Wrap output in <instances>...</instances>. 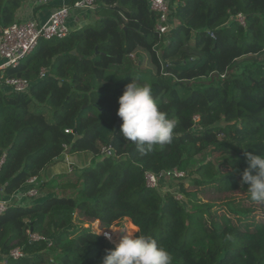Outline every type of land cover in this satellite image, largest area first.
<instances>
[{
  "label": "trees",
  "instance_id": "16d2710c",
  "mask_svg": "<svg viewBox=\"0 0 264 264\" xmlns=\"http://www.w3.org/2000/svg\"><path fill=\"white\" fill-rule=\"evenodd\" d=\"M27 1L0 0V33ZM168 1L166 34L149 0H96L93 23L40 40L3 72L32 86L20 93L0 84V195L13 196L32 177L53 194L0 215V264H102L123 236L111 228L127 219L137 235L164 246L172 264H264V202L241 186L245 152L264 156V0ZM142 53L151 69L134 61ZM133 79L151 84L160 110L177 119L171 144L138 148L122 136L117 101ZM83 153L91 165L43 182L65 155ZM214 153L220 166L207 162ZM175 169L191 170L203 192L226 194L227 213L183 184L160 191L179 179L148 187V172ZM97 221L115 244L93 230ZM15 249L23 257L14 259Z\"/></svg>",
  "mask_w": 264,
  "mask_h": 264
},
{
  "label": "clouds",
  "instance_id": "9594fccd",
  "mask_svg": "<svg viewBox=\"0 0 264 264\" xmlns=\"http://www.w3.org/2000/svg\"><path fill=\"white\" fill-rule=\"evenodd\" d=\"M149 83L132 80L118 98L116 115L122 121L120 131L127 142L138 148L171 144L177 119H169L160 110ZM248 167L241 174V186L255 202H264V156L245 152ZM125 234L113 249H106L102 264H172L170 252L149 235H137L139 229H121ZM112 231V233L119 232ZM102 232V231H101ZM99 233V235L101 234ZM112 241V234L103 233Z\"/></svg>",
  "mask_w": 264,
  "mask_h": 264
},
{
  "label": "built area",
  "instance_id": "2783aa9c",
  "mask_svg": "<svg viewBox=\"0 0 264 264\" xmlns=\"http://www.w3.org/2000/svg\"><path fill=\"white\" fill-rule=\"evenodd\" d=\"M152 11L159 15L157 31L163 35L171 31V6L168 0H149ZM96 0H77L74 3L66 4L54 9L49 20L45 24H40L35 18L16 20L15 23L5 28L0 33V84L10 88L14 92L25 93L30 90L32 82L24 78L4 79L3 72L11 67H17L22 60L32 54L40 40L64 39L73 31L70 20L78 10H94ZM237 19L244 25L245 19L240 14ZM47 71L42 69L40 78L46 77ZM197 120V118L195 119ZM107 155H113L109 149L103 151ZM3 162V161H2ZM185 174L178 170L165 171L160 175L153 173L146 174L147 185L150 188L158 189L163 180L184 178ZM38 177H32L27 182V187L10 196V200L0 197V215H3L10 207L11 200L15 198L29 202L36 200L40 196ZM0 189V194L2 193ZM181 199V196H177ZM23 199V200H22ZM32 240H40L39 236L33 235ZM21 249L11 252L14 259L23 257Z\"/></svg>",
  "mask_w": 264,
  "mask_h": 264
},
{
  "label": "crops",
  "instance_id": "0c3cea01",
  "mask_svg": "<svg viewBox=\"0 0 264 264\" xmlns=\"http://www.w3.org/2000/svg\"><path fill=\"white\" fill-rule=\"evenodd\" d=\"M74 0H52L48 3L47 6L42 7L45 3L38 2L37 0H28L26 5L22 10H20L17 14V20H23L26 18H35L40 24H45L52 13V11L60 6L70 4ZM91 11H82L78 10L72 16L70 20V25L73 30L83 27L84 25L90 24L94 22V17H92ZM93 161V156L90 154H76V155H65L56 165L50 167L45 177L43 178V182L51 181L55 177L62 174H69L75 171L76 168H83L91 165ZM53 193L51 191H47L44 189L42 197L37 199L38 201L43 200L42 198H47L51 196ZM1 198L2 195H0ZM11 200V206L17 205H27L23 201H18L15 197ZM4 199L10 200V196H5ZM36 202V201H35ZM34 202V203H35ZM33 204V203H31Z\"/></svg>",
  "mask_w": 264,
  "mask_h": 264
},
{
  "label": "rangeland",
  "instance_id": "374dc122",
  "mask_svg": "<svg viewBox=\"0 0 264 264\" xmlns=\"http://www.w3.org/2000/svg\"><path fill=\"white\" fill-rule=\"evenodd\" d=\"M139 55H141V56H139ZM139 55H132V57H133L134 61L136 62V64L142 65V67L144 69H146V68L151 69L152 67L149 64V57L147 56V54L142 53V54H139ZM0 62H1V60H0ZM219 158H220L219 154L218 153H214L213 156H209L208 157L207 162H212L217 167V166L221 165V161L219 160ZM199 159L202 160V158H199ZM199 159H195L193 162H191V165L189 167L191 168V166H194V167L197 166L199 164V162H200ZM225 159H229V156H225ZM180 171H182L185 174L184 178H182L183 180L179 179V180H175V181L166 182V184L162 186V188L160 190L161 192H167L169 190L174 192L177 189L179 190V185L180 184H183V185H185V188L187 189L188 192L198 194V199L202 200V202H205V203L206 202L216 203L217 204L216 211L218 212L219 216L227 213V207L224 206V204H223L224 203L223 201L226 200L225 199L226 194H220V193H218L216 191H205V192H203L204 189L198 188L197 186L193 185V183H192V179L197 178L198 177L197 175L191 176L189 174V172L191 170L189 171V169L180 170ZM42 196H44L43 192H40V196L37 199H39ZM180 196H181V199L182 198L185 199V197H183L182 195H180ZM241 196H242V194L239 197H241ZM16 199L18 201H21V199H19V198H16ZM33 202H34V200H31L29 202H25V204L31 205V203H33ZM27 205H23V206H27ZM258 219H264V212L260 211V213H258ZM111 229H114V230L127 229V230H130V231L137 230L136 227H133L132 223L128 219L123 221L122 225H120L118 227L113 226ZM93 230L98 232V233H100L101 231L110 230V229H102L100 223L97 221V222H95L93 224ZM120 233H122L124 235L125 231L121 230ZM100 235H103V233L101 232ZM111 242L113 243L115 241H111ZM113 244H115V243H113Z\"/></svg>",
  "mask_w": 264,
  "mask_h": 264
},
{
  "label": "water",
  "instance_id": "95a60500",
  "mask_svg": "<svg viewBox=\"0 0 264 264\" xmlns=\"http://www.w3.org/2000/svg\"><path fill=\"white\" fill-rule=\"evenodd\" d=\"M72 54H73V55L77 54V51L74 50V51L72 52ZM117 127H118V123H117L116 126H115V130H117Z\"/></svg>",
  "mask_w": 264,
  "mask_h": 264
}]
</instances>
